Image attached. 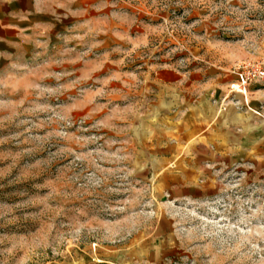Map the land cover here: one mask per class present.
Instances as JSON below:
<instances>
[{
    "label": "rangeland",
    "instance_id": "obj_1",
    "mask_svg": "<svg viewBox=\"0 0 264 264\" xmlns=\"http://www.w3.org/2000/svg\"><path fill=\"white\" fill-rule=\"evenodd\" d=\"M243 66L264 0H0V264H264V143L196 159L158 79Z\"/></svg>",
    "mask_w": 264,
    "mask_h": 264
},
{
    "label": "crops",
    "instance_id": "obj_2",
    "mask_svg": "<svg viewBox=\"0 0 264 264\" xmlns=\"http://www.w3.org/2000/svg\"><path fill=\"white\" fill-rule=\"evenodd\" d=\"M158 79L165 91L178 94L179 138L196 144L190 151L196 159H231L237 149L246 154L252 143H264V113L258 105L264 89L248 86L245 96L252 100L246 99L248 109H238L234 101L242 104V94L229 89L235 78L165 69Z\"/></svg>",
    "mask_w": 264,
    "mask_h": 264
},
{
    "label": "built area",
    "instance_id": "obj_3",
    "mask_svg": "<svg viewBox=\"0 0 264 264\" xmlns=\"http://www.w3.org/2000/svg\"><path fill=\"white\" fill-rule=\"evenodd\" d=\"M243 66L236 70L237 88L244 89L248 84L254 81L264 82V69L261 67Z\"/></svg>",
    "mask_w": 264,
    "mask_h": 264
}]
</instances>
